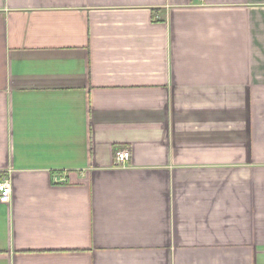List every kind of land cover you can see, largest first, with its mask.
<instances>
[{
  "label": "crops",
  "instance_id": "crops-1",
  "mask_svg": "<svg viewBox=\"0 0 264 264\" xmlns=\"http://www.w3.org/2000/svg\"><path fill=\"white\" fill-rule=\"evenodd\" d=\"M2 178L0 264H264V0H0Z\"/></svg>",
  "mask_w": 264,
  "mask_h": 264
},
{
  "label": "built area",
  "instance_id": "built-area-1",
  "mask_svg": "<svg viewBox=\"0 0 264 264\" xmlns=\"http://www.w3.org/2000/svg\"><path fill=\"white\" fill-rule=\"evenodd\" d=\"M131 156L129 149H120L116 153V163L122 164L127 161ZM12 194V184L9 178L0 179V202L9 203Z\"/></svg>",
  "mask_w": 264,
  "mask_h": 264
}]
</instances>
